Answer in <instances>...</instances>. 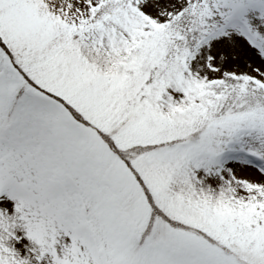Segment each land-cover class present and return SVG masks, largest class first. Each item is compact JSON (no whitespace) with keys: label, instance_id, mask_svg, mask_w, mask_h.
<instances>
[{"label":"snow or ice","instance_id":"1","mask_svg":"<svg viewBox=\"0 0 264 264\" xmlns=\"http://www.w3.org/2000/svg\"><path fill=\"white\" fill-rule=\"evenodd\" d=\"M0 264H264V0H0Z\"/></svg>","mask_w":264,"mask_h":264}]
</instances>
